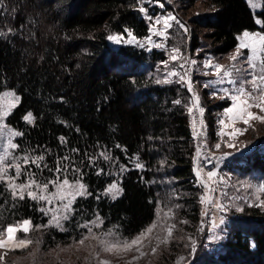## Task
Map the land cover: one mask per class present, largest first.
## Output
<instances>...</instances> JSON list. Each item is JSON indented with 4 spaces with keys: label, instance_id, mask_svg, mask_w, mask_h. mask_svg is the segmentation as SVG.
I'll list each match as a JSON object with an SVG mask.
<instances>
[{
    "label": "trees",
    "instance_id": "16d2710c",
    "mask_svg": "<svg viewBox=\"0 0 264 264\" xmlns=\"http://www.w3.org/2000/svg\"><path fill=\"white\" fill-rule=\"evenodd\" d=\"M200 1L209 12L194 19L192 50L202 44L203 30L209 39L204 46L215 57L235 49L244 31L264 34V0L257 12L247 0ZM141 2L3 0L0 93L11 88L21 96L7 119L21 131L18 151L34 158L31 171L37 178H81L90 193L77 198L66 229L60 230L47 225L49 216L40 202L29 196L20 199L0 182V228L30 220L33 228H45L44 244L51 249L79 240L82 224L99 216L103 228H114L126 239L136 237L157 218L164 191L157 170L166 159L164 167L175 185L192 193L182 197L185 201L175 219H180L178 233L184 239L172 235L152 263L177 264L184 256L182 264H264V209L258 205L243 206L231 219L220 246L209 249L206 245L200 189L194 184L189 90L179 82H157L163 81L154 72L166 58L164 53L133 45L114 48L108 39L112 33L149 34L148 19L139 10ZM229 104L207 108L210 139L217 132L215 113ZM29 111L32 123L23 119ZM105 153L128 166L122 174L123 193L116 199L102 193L114 180ZM136 157L144 168L131 165ZM237 165L236 161L232 168L241 175L264 176V147ZM47 256L35 257L31 264H62L44 259Z\"/></svg>",
    "mask_w": 264,
    "mask_h": 264
},
{
    "label": "rangeland",
    "instance_id": "374dc122",
    "mask_svg": "<svg viewBox=\"0 0 264 264\" xmlns=\"http://www.w3.org/2000/svg\"><path fill=\"white\" fill-rule=\"evenodd\" d=\"M254 3L260 5L259 7H251L255 12L260 11L262 8L263 0H254ZM163 5V6H161ZM143 7L145 12L143 15L148 19L150 24L149 34L144 37L136 36L132 31V36L128 35L129 32L125 33H112L110 36H119L121 40L117 43L114 40H110L111 45L114 48H119L122 45H133L143 48L149 52L157 49V51L164 53L165 57L162 61H159L157 68L155 70V76L157 79L167 80L170 82H179L183 86L188 88V81H191L192 89L189 91V104L188 108L192 106L193 103V92L200 97V107H202L207 112V108L211 107L225 101L231 103V96L236 95L237 91L225 93L221 92V89L225 88H213L211 89V84L205 87L207 83H211V80H207L212 77L214 67H205L208 61H211L213 65L221 64L225 69H231L233 63H235L236 68L241 69L239 72L233 70L237 82L242 83L244 80H250L252 78V69L246 62V57L251 56V49H241L243 53L235 62L231 60V57L236 53L237 48H239L241 41L243 39V33L239 35V44L230 53L215 57L214 60L209 59V55L212 53L206 50L204 44L208 42V38L204 36L206 30H203V34L200 40V46L196 47L194 50L192 47L190 35L191 27L194 25V19L200 14L209 12L207 5L196 0L192 2L191 0H142L140 3V8ZM175 16L184 27L176 24L175 21H170L172 24L171 28H168L163 36L156 35L157 31L164 32V25L161 23L157 24L156 20L165 16ZM151 17V19H149ZM258 24H262L260 17H257ZM185 29H187L185 31ZM249 33H262L261 30L247 31ZM135 37L131 43L128 41ZM206 41V42H205ZM156 45H163L162 47H157ZM178 48L180 49V55L177 60L171 59L173 55H176L172 50ZM264 55V54H262ZM195 61V63H192ZM172 73H177V75H172ZM183 76L184 80L181 81L180 77ZM247 88H251V85H245ZM239 88V87H238ZM238 88L234 87V90ZM189 90V88H188ZM14 94V95H10ZM191 96V98H190ZM18 98V100H17ZM21 102V96L14 89H6L0 93V114L4 111H8L6 116L0 120V157H5L3 163L0 164V168H5L6 171L0 172V176L3 177L0 182H4L10 192L13 194V189L9 187V183L16 185L26 184L29 180H34L36 184L41 185L40 188H36L33 185L31 188L24 191V196H28V191H33L39 197L40 195L48 196L51 203L46 200L36 199L40 202L41 209L46 212L49 216L48 224L49 226L56 227L52 222L53 216L60 217L61 227L60 230L66 229V222L72 215L74 211V203L79 197H84L89 195V188L87 183L81 179H39L31 171V161L33 157L28 154L21 153L18 151V136H12V132L21 131L15 128L8 122V116L14 110V108ZM14 105V106H13ZM229 106V105H228ZM227 106L222 110L215 113L217 117V132L214 137L212 135L211 139L209 137L208 147L210 152L214 154L213 159L218 155L220 160L213 168H209L204 162L196 161L197 158L194 156L197 143L193 139L194 143V172L195 179L194 184L198 185L199 201L202 205L201 220L202 227L201 230L207 235L206 245L209 249H215L221 245L222 241L226 238L228 234V226L231 219L238 214L244 205H258L264 209V191L260 189L264 188V176L257 174H246L241 175L233 164L237 161L238 165L243 157L250 154L255 149H263L264 147V123L259 121H252L251 125H244L243 123L237 122L235 124L236 128H247V131L243 135H238L235 138L228 133L233 131V128L225 127L227 124H231V120L226 115ZM254 112L259 113L258 109H253ZM33 116V113L29 111ZM27 113V114H28ZM26 114V115H27ZM264 114V113H260ZM224 120L225 124H221L220 121ZM209 132V129H208ZM9 140L12 144L17 145L16 148L9 147ZM219 144L220 147L217 148L216 145ZM229 144L234 145L229 147ZM240 154L239 156H236ZM105 159L107 161V168L114 175V180L110 182L107 187L102 191L104 195L112 198V194L109 193V188L112 184H116L118 189H122L116 198L120 197L123 193L122 187V174L128 169V166L123 165L118 159L112 157L105 153ZM234 156V157H233ZM233 157V158H232ZM232 158V159H231ZM227 159V160H226ZM131 165L136 168H144L145 164L138 157L131 160ZM166 159L163 161V167L157 170L158 181L164 185V191L162 189V195L159 199L158 205V215L156 220L152 225H156L153 231L148 234L146 229L140 235L133 238H123L120 233L114 230V228H103V220L101 217H96L91 221L82 224L84 230L82 232V237L69 244H59L58 248L48 249L44 244V238L42 236L44 232V227H34L31 222V230L27 233L26 238L30 239L32 243L25 248L17 249L14 251H9L7 249H0V264H31L37 257L40 259L43 254H48L44 259L51 260L62 264H103L107 261L108 264H153V256H157L162 248L167 247L168 242L171 240L172 235H175L176 239L183 238L180 232L178 233L179 224L176 219L178 214V207H182L181 203H184L182 197L190 195L192 192L190 188H182L181 186H176V180L172 176L168 175V169L165 168ZM16 165L20 166V175L16 176ZM137 165H142V167H137ZM237 165V166H238ZM172 168V166H168ZM240 171V170H239ZM199 172V175L197 173ZM209 173H215L214 176L209 178ZM9 177H14L9 181ZM64 179L69 181L71 188H64V199H59L57 195L53 198V193H58V185L62 184ZM55 181L56 183H50ZM47 183V190L43 189V185ZM84 185V194L80 195L75 192V186L77 184ZM75 195V199L71 203L70 207L66 210L65 205L68 201L72 199L71 195ZM16 197H19V189L16 190ZM115 198V199H116ZM202 198H205L202 202ZM113 199V198H112ZM67 215L68 219H63ZM30 221V220H29ZM21 222H16L12 225H19ZM151 225V226H152ZM150 226V227H151ZM149 227V228H150ZM171 229V235H169L168 229ZM6 229V228H5ZM5 229L0 228V232ZM145 235L146 238L142 243L134 246L131 250L125 251L122 247L125 241L130 242L137 237ZM17 240L25 238V234L18 232L16 234ZM32 236V238H31ZM190 238H192L190 236ZM184 239V238H183ZM83 240V243L81 241ZM195 244L192 238L191 246ZM112 245H117L112 251H105L106 247H111ZM16 251H21L20 253H14ZM6 253V255H5ZM184 256H181L177 260V264H182Z\"/></svg>",
    "mask_w": 264,
    "mask_h": 264
},
{
    "label": "snow or ice",
    "instance_id": "6c2138e0",
    "mask_svg": "<svg viewBox=\"0 0 264 264\" xmlns=\"http://www.w3.org/2000/svg\"><path fill=\"white\" fill-rule=\"evenodd\" d=\"M247 3L251 6V7H259L260 5L254 3V0H247ZM3 5V0H0V6ZM163 6V5H161ZM141 12H145V9L143 7H141L139 9ZM149 19H151V17H149ZM161 20L163 22L164 25V32L161 31H157L155 34L156 35H161L163 36L166 32V30L168 28L172 27V24L170 23V21H175L176 24L180 25V27H184V25L175 17L172 15L169 16H165L162 17L160 19L156 20V23L159 24L161 23ZM258 23L260 22L259 20L257 21ZM187 29H185L186 31ZM5 33L4 32H0V36H4ZM128 35L131 37L132 34L131 32L128 33ZM108 39L110 40H114L117 43L120 42L121 37L119 36H109ZM135 37H132L131 40H129L128 42L131 43L132 40H134ZM157 47H162L163 45H156ZM251 49V56L246 57V62L249 64L250 68L253 70L252 71V78L250 80H244L241 83V86L237 89V93L236 95L231 96V99L233 100V105L232 107L227 109L226 115L229 117V119L231 120V124H227L225 125V127H230L233 128V131L231 133H228L229 135L233 136L234 138L238 135H243L244 132L247 131V128H236L235 124L237 122L243 123L244 125H251L252 121H259L261 123H264V114H260V113H264V34L262 33H249L247 31H245L243 33V39L241 41V44L239 46V48H237L236 53L231 57L232 61H236L240 56L243 55V53L241 52V49ZM174 53H176V55H173L171 57V59L173 60H177L179 58L180 55V49L175 48L172 50ZM192 63H195V61H192ZM205 67H214L215 69V74L217 76L221 75V72H223L224 76L227 77H231L233 75V70L239 72L241 69L236 68L235 63H233L231 69H225V67L221 64H215L213 65L211 63V61H208L205 64ZM172 75H177V73H172ZM181 81L184 80V77L181 76L180 77ZM158 83H168L170 81H157ZM222 81H217V83H220ZM231 82H235V81H231ZM251 85V88H247L245 87V85ZM209 85H205V87H208ZM188 88L189 91H191L192 89V84L191 81H188ZM224 92L227 93L228 90L224 89ZM10 95H14V94H10ZM18 100V98H17ZM175 103L179 104L180 101L177 100L175 101ZM200 105V97L193 92V103L192 106L188 108L189 113L193 112L194 109H198L200 115H203L204 109L202 107L199 106ZM14 106V105H13ZM253 109H258L259 113L254 112ZM8 114V111H4L2 114H0V120L3 119V116H6ZM23 119H25L26 121H28L29 123H32L34 118L32 116L31 113H28L25 117H23ZM196 123V118L193 117V124L195 125ZM202 123V121H201ZM221 124H225L224 120L220 121ZM12 136H18V135H22L19 132H12L11 133ZM62 139V138H61ZM234 145L229 144V147H233ZM9 147L11 148H16L17 145L12 144L11 140H9ZM217 148L220 147L219 144L216 145ZM7 155V153H6ZM5 157H0V164L3 163ZM197 155H199V151L197 152ZM109 157H105V159H108ZM43 157H36V160H42ZM137 167H142V165H137ZM6 171L5 168H0V172ZM20 166L16 165V176L20 175ZM197 175H199V172L197 173ZM209 178H211L212 176L215 175V173H209ZM3 177L0 176V180H2ZM12 179H14V177H9V181H11ZM50 183H56L55 181H51ZM33 185H35L36 188H40L41 185L36 184V182L34 180H29L28 183L26 184H20V185H16L13 183H9V187L11 189H13V194L16 195V190L19 189V198L23 199L24 198V191L26 189L31 188ZM44 190H47L48 188V184L45 183L43 186ZM71 188L72 186L69 185V181L67 179H64L62 184L58 185V193H53L52 196L53 198H56L57 195L59 196V199L63 200L64 199V193H63V189L64 188ZM84 185L82 184H77L75 186V192L79 193L80 195L84 194ZM109 193L112 194V198L115 199L117 195H119V193L122 191V189H118V186L116 184H112L109 188ZM260 191H264V188L260 189ZM27 195L29 197H31V199L36 200V199H41V200H46L48 201V203H51V200L49 199L48 196H44V195H40L39 197L37 196V194L33 191H28ZM68 195L72 196V199L68 201V204L65 205V209L67 210L71 203L73 202V200L75 199V195H73L71 192L68 193ZM205 198H202V202ZM60 217L57 216H53L52 218V222L54 223V225L58 228L61 227V223H60ZM63 219H68V216L65 215L63 217ZM156 227V225H152L150 228H148L146 230V233L150 234L153 229ZM31 230V221L29 220H24L22 221L21 224L19 225H8L7 228L0 232V249H7L9 251H14L17 249H22L27 247L28 245H30L32 243V241L30 239L26 238L27 233H29V231ZM18 232H22L25 234V238L19 239L17 240V236L16 234ZM169 235H171V229H168ZM146 238L145 235H142L140 237H137L136 239L127 242L125 241L122 245L123 249L125 251L127 250H131L134 246H137L138 244L142 243L143 240ZM81 243H83V240L81 241ZM117 245H112L111 247H106L105 251H112L114 248H116ZM6 255V253H5ZM3 257H0V260H2ZM103 264H108L107 261L103 262Z\"/></svg>",
    "mask_w": 264,
    "mask_h": 264
},
{
    "label": "built area",
    "instance_id": "2783aa9c",
    "mask_svg": "<svg viewBox=\"0 0 264 264\" xmlns=\"http://www.w3.org/2000/svg\"><path fill=\"white\" fill-rule=\"evenodd\" d=\"M193 117L196 118L195 125L193 124ZM202 121V123H201ZM189 128L190 133L197 143L194 156L197 158L196 161L204 162L209 168H213L216 163L219 162L220 156H216L213 159L214 154L210 152L208 147L209 132H208V119L205 111L201 116L198 109H194L189 115ZM199 151V155L197 152Z\"/></svg>",
    "mask_w": 264,
    "mask_h": 264
},
{
    "label": "crops",
    "instance_id": "0c3cea01",
    "mask_svg": "<svg viewBox=\"0 0 264 264\" xmlns=\"http://www.w3.org/2000/svg\"><path fill=\"white\" fill-rule=\"evenodd\" d=\"M209 59L214 60L215 59V56L212 55V54H210L209 55ZM212 74H213L212 77H210V78L207 79V80H211V83H207V85H210L211 84V89H213V88H225V89L228 90V93H230V92L233 93V92L237 91V90H234V87L235 88H238V87L241 86V83L239 84V82L236 81L237 78H235L234 74L231 77H227V76H224L223 75V72H221V75L220 76H217L215 74V69H213V73ZM217 81H222V82L217 83ZM231 81H235V82L233 83ZM221 92H224V90L221 89ZM233 103H234L233 100H231V103L229 104V106L226 107V109L232 107ZM239 155L240 154H237L236 156H239Z\"/></svg>",
    "mask_w": 264,
    "mask_h": 264
}]
</instances>
